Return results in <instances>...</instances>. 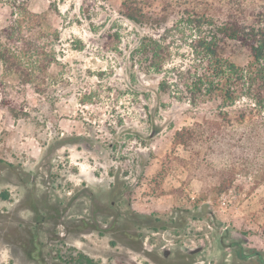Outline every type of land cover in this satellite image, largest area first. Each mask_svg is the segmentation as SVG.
<instances>
[{
	"label": "rangeland",
	"instance_id": "1",
	"mask_svg": "<svg viewBox=\"0 0 264 264\" xmlns=\"http://www.w3.org/2000/svg\"><path fill=\"white\" fill-rule=\"evenodd\" d=\"M23 1L47 13L60 39L45 42L56 61L44 83H23L0 60V159L12 166H0V264H36L6 236L35 222L21 205L32 200L53 215L40 225L53 264L58 238L74 249V264H263L240 256L264 253L261 172L231 173L230 161L248 151L207 142L212 134L201 131L221 121V100L193 105L159 90L163 74L137 61L142 38L159 33L127 18L123 0ZM11 11L0 0V31ZM220 52L240 65L250 60L231 39ZM223 171L231 175L220 188ZM81 218L91 225L74 228ZM63 224L74 230L60 237Z\"/></svg>",
	"mask_w": 264,
	"mask_h": 264
},
{
	"label": "trees",
	"instance_id": "2",
	"mask_svg": "<svg viewBox=\"0 0 264 264\" xmlns=\"http://www.w3.org/2000/svg\"><path fill=\"white\" fill-rule=\"evenodd\" d=\"M9 4L11 18L0 31L3 69L18 74L23 83H44L56 61L45 42L51 37L59 40V30L49 25L47 13L33 12L26 1L9 0ZM122 4L127 18L159 33L142 38L139 67L163 74L159 90L174 98L193 105L220 99L221 121L208 120L200 126L206 137L212 134L206 141L218 138V144L248 151L234 156L229 170L253 168L264 179V0H123ZM224 39L249 48L246 65L221 54ZM232 107H237L234 119ZM185 131L194 138L192 128ZM181 134L177 132V141ZM222 173L220 188L231 175ZM240 256H256L264 264V253L256 249L241 251Z\"/></svg>",
	"mask_w": 264,
	"mask_h": 264
},
{
	"label": "flooded vegetation",
	"instance_id": "3",
	"mask_svg": "<svg viewBox=\"0 0 264 264\" xmlns=\"http://www.w3.org/2000/svg\"><path fill=\"white\" fill-rule=\"evenodd\" d=\"M2 164H5L6 166L9 167V169H12V166L10 164H6L0 159V166ZM2 166L5 168L4 165ZM2 195H3V198L8 197L5 192H3ZM21 205L31 206V209L35 214V222L30 225L25 224L24 231L26 230V234L23 233V229L21 228L22 224H17L16 227H14L12 230L9 228L6 234L7 238H15V240L18 242V245L22 247V249L25 251L28 258L34 261L36 264H53V263H50L45 258L43 254V250H42L43 243L40 241V225L41 223L53 217V215L47 214L48 210H43L40 204L36 202L35 200H32V202L30 201V203L24 202ZM93 218H94L93 222L97 223L98 220L96 219V216H94ZM90 223L91 222L89 221V219L81 218V220H79L78 223L74 224L76 225V227L74 228L84 229L87 226H90L91 225ZM117 223H118L117 219L114 218V220L112 221V224L114 226V229L119 232L120 229L118 228ZM3 227H5V225ZM64 229H65V232L64 234H60L59 235L60 237H64L66 236V234H69L70 232H72L74 230L73 224H65ZM126 236L128 237L130 236L131 238L132 234L130 235L126 234ZM57 241H58V243L56 244L57 261L54 264H74V254H73L74 249L68 250L67 246H65L66 242H64L63 239L58 238ZM237 245L239 244L237 243Z\"/></svg>",
	"mask_w": 264,
	"mask_h": 264
},
{
	"label": "water",
	"instance_id": "4",
	"mask_svg": "<svg viewBox=\"0 0 264 264\" xmlns=\"http://www.w3.org/2000/svg\"><path fill=\"white\" fill-rule=\"evenodd\" d=\"M200 249H201V247L196 248V249H193V250H192V253H195V252L199 251ZM168 253H169V252H166V253H165V256H167Z\"/></svg>",
	"mask_w": 264,
	"mask_h": 264
}]
</instances>
